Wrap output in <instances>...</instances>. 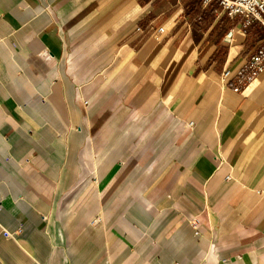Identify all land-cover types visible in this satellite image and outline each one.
I'll use <instances>...</instances> for the list:
<instances>
[{
  "label": "crops",
  "instance_id": "0c3cea01",
  "mask_svg": "<svg viewBox=\"0 0 264 264\" xmlns=\"http://www.w3.org/2000/svg\"><path fill=\"white\" fill-rule=\"evenodd\" d=\"M213 0H0V264H264V44ZM162 28V31H159Z\"/></svg>",
  "mask_w": 264,
  "mask_h": 264
},
{
  "label": "built area",
  "instance_id": "2783aa9c",
  "mask_svg": "<svg viewBox=\"0 0 264 264\" xmlns=\"http://www.w3.org/2000/svg\"><path fill=\"white\" fill-rule=\"evenodd\" d=\"M213 0H203L207 4ZM220 7L229 16L242 15L244 17V27L254 21L260 22L264 26V0H216ZM159 28V31H162ZM264 70V44H261L249 56L245 63L236 70L226 69L221 74V83L227 84L232 78L237 79L235 91H239L243 86L252 82Z\"/></svg>",
  "mask_w": 264,
  "mask_h": 264
},
{
  "label": "trees",
  "instance_id": "16d2710c",
  "mask_svg": "<svg viewBox=\"0 0 264 264\" xmlns=\"http://www.w3.org/2000/svg\"><path fill=\"white\" fill-rule=\"evenodd\" d=\"M202 2H203V0H202ZM220 6V5H219Z\"/></svg>",
  "mask_w": 264,
  "mask_h": 264
}]
</instances>
